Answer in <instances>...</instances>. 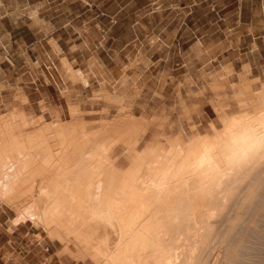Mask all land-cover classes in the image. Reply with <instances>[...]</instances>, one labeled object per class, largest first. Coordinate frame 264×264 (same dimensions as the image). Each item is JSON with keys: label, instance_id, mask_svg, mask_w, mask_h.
Listing matches in <instances>:
<instances>
[{"label": "bare ground", "instance_id": "1", "mask_svg": "<svg viewBox=\"0 0 264 264\" xmlns=\"http://www.w3.org/2000/svg\"><path fill=\"white\" fill-rule=\"evenodd\" d=\"M238 95L239 109L264 103V87L254 94L245 84ZM36 123L0 120V197L59 241L60 256L78 264H264V161L207 182L180 170L189 143L141 151L142 131L129 122L99 132L82 122ZM119 143L132 153L126 171L112 156Z\"/></svg>", "mask_w": 264, "mask_h": 264}, {"label": "rangeland", "instance_id": "2", "mask_svg": "<svg viewBox=\"0 0 264 264\" xmlns=\"http://www.w3.org/2000/svg\"><path fill=\"white\" fill-rule=\"evenodd\" d=\"M246 3L251 8L244 18L252 20L255 29L253 34L238 31L235 36L245 35L242 40H221L219 47L193 53L177 50L181 55L126 56L99 50L97 55L77 56L76 65L62 58L65 76L70 75L69 83L78 86H61L60 92L40 89L42 94L30 89L32 99L43 95L48 101L40 104L30 103L22 88L8 89L14 102L0 106V120L24 119L30 128L38 127L39 119L47 125L56 120L82 122L90 132L129 122L142 131L141 151L150 145L170 150L176 141L188 144L195 135L210 132L223 111L239 110L237 96L245 84L254 94L264 87V0ZM110 129L107 135L112 137L115 130ZM129 149L119 143L113 151L123 171L132 165ZM62 251L59 241L50 240L34 221L21 219L0 197V264H78L69 255L60 256Z\"/></svg>", "mask_w": 264, "mask_h": 264}, {"label": "crops", "instance_id": "3", "mask_svg": "<svg viewBox=\"0 0 264 264\" xmlns=\"http://www.w3.org/2000/svg\"><path fill=\"white\" fill-rule=\"evenodd\" d=\"M247 0H0V106L22 88L60 92L71 85L60 61L77 56L183 54L215 48L254 32ZM208 41V42H205ZM210 41V42H209ZM95 50V51H94ZM104 50V52H102ZM63 56V57H62ZM76 70V66L73 67ZM68 82V83H67ZM4 88V89H2Z\"/></svg>", "mask_w": 264, "mask_h": 264}, {"label": "clouds", "instance_id": "4", "mask_svg": "<svg viewBox=\"0 0 264 264\" xmlns=\"http://www.w3.org/2000/svg\"><path fill=\"white\" fill-rule=\"evenodd\" d=\"M189 142L180 170L211 182L217 176L264 161V103L242 105ZM156 184V181H150Z\"/></svg>", "mask_w": 264, "mask_h": 264}]
</instances>
